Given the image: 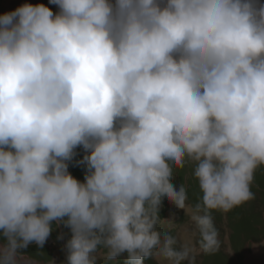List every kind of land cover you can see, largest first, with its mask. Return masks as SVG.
<instances>
[{"label": "clouds", "instance_id": "9594fccd", "mask_svg": "<svg viewBox=\"0 0 264 264\" xmlns=\"http://www.w3.org/2000/svg\"><path fill=\"white\" fill-rule=\"evenodd\" d=\"M50 3L0 14V264L61 224L66 264H197L264 167V0Z\"/></svg>", "mask_w": 264, "mask_h": 264}, {"label": "rangeland", "instance_id": "374dc122", "mask_svg": "<svg viewBox=\"0 0 264 264\" xmlns=\"http://www.w3.org/2000/svg\"><path fill=\"white\" fill-rule=\"evenodd\" d=\"M43 3L58 11L56 5L50 0H0V14L14 10L24 4ZM83 148L77 149V156L69 164V171L78 179H84L85 167L78 165L76 161L84 156ZM174 183L177 187L183 184L188 193L189 204H195L199 200V189L192 175V168L185 166L174 170ZM254 199L234 208L228 213H213L214 223L219 233L220 245L217 251L211 254L197 256V264H264V167L257 169L252 184ZM161 218L173 220V224L161 228L162 231H171L173 234L182 233L184 226L190 228V218L182 209H177L167 200L164 201ZM70 237V231L62 224L58 225L44 248L35 245L26 249V254L33 258L37 264H66L65 244ZM54 259V262H52ZM117 264H123L120 258ZM146 264H154L148 260Z\"/></svg>", "mask_w": 264, "mask_h": 264}, {"label": "bare ground", "instance_id": "6f19581e", "mask_svg": "<svg viewBox=\"0 0 264 264\" xmlns=\"http://www.w3.org/2000/svg\"><path fill=\"white\" fill-rule=\"evenodd\" d=\"M189 228L188 226H184L181 232H184L185 229Z\"/></svg>", "mask_w": 264, "mask_h": 264}, {"label": "crops", "instance_id": "0c3cea01", "mask_svg": "<svg viewBox=\"0 0 264 264\" xmlns=\"http://www.w3.org/2000/svg\"><path fill=\"white\" fill-rule=\"evenodd\" d=\"M52 262H54V259H52ZM118 262H116V264H117Z\"/></svg>", "mask_w": 264, "mask_h": 264}]
</instances>
